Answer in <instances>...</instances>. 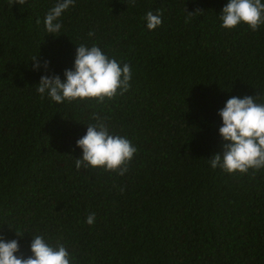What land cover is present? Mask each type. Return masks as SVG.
<instances>
[{
  "label": "trees",
  "instance_id": "1",
  "mask_svg": "<svg viewBox=\"0 0 264 264\" xmlns=\"http://www.w3.org/2000/svg\"><path fill=\"white\" fill-rule=\"evenodd\" d=\"M54 3L0 0V237L28 256L42 235L72 264H264V168L207 162L221 151L224 101L264 100V24L221 28L225 0H75L53 36L43 17ZM149 10L161 16L151 31ZM81 43L127 62L129 89L101 102L42 99L30 58L63 79ZM94 117L135 145L123 175L74 166Z\"/></svg>",
  "mask_w": 264,
  "mask_h": 264
},
{
  "label": "clouds",
  "instance_id": "2",
  "mask_svg": "<svg viewBox=\"0 0 264 264\" xmlns=\"http://www.w3.org/2000/svg\"><path fill=\"white\" fill-rule=\"evenodd\" d=\"M13 2L24 6L26 0ZM74 2L55 0L43 17L46 34L58 36L62 33L60 17ZM217 18L221 28L230 30L243 24L256 31L264 24V0H225ZM142 19L149 31L161 24L159 10L155 13L146 11ZM36 22L40 23L39 18ZM88 35L91 37L93 32L89 31ZM30 60L32 70L42 73L34 85L35 92L56 104L86 99L101 102L122 95L130 87L132 72L129 64L108 56L95 43L75 44L71 67L63 70V79L49 71L47 59H41L37 54ZM216 115L219 117L216 131L222 144L220 152L207 158L209 166L230 174L264 168V100L258 94L230 96L217 109ZM85 125L84 134L75 140L81 155L74 159V166L77 169L102 168L123 175L136 152L135 145L125 136L111 133L100 117H94V122ZM94 219L95 214L90 213L85 217V223L91 225ZM28 248L30 255L24 256L16 239L0 237V264H72L64 244L53 245L42 235H31Z\"/></svg>",
  "mask_w": 264,
  "mask_h": 264
}]
</instances>
